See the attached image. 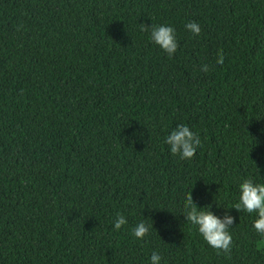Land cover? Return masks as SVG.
Instances as JSON below:
<instances>
[{
    "label": "trees",
    "instance_id": "obj_1",
    "mask_svg": "<svg viewBox=\"0 0 264 264\" xmlns=\"http://www.w3.org/2000/svg\"><path fill=\"white\" fill-rule=\"evenodd\" d=\"M146 25L174 28L173 57ZM180 124L191 159L165 143ZM249 177L264 184V0H0V264H264L257 213L231 209ZM190 192L235 218L230 255L186 222Z\"/></svg>",
    "mask_w": 264,
    "mask_h": 264
},
{
    "label": "clouds",
    "instance_id": "obj_2",
    "mask_svg": "<svg viewBox=\"0 0 264 264\" xmlns=\"http://www.w3.org/2000/svg\"><path fill=\"white\" fill-rule=\"evenodd\" d=\"M148 28H150V41L169 58L173 57L178 49L174 28L168 25H151L150 27L146 25L142 30L146 31ZM185 28L195 36L201 32L199 24L194 21L186 23ZM223 62V56L220 54L216 63L222 65ZM200 70L206 73L210 69L208 65H202ZM165 143L169 146L170 154L178 156L181 160L193 158L197 148L201 146L199 134L183 124L177 125L171 131ZM210 207L207 210L197 207L190 192L185 198L182 214L186 222L197 229L207 245L213 248L217 255L222 253L230 255L232 236L229 229L235 223V218L227 211L223 218H220L210 210ZM231 209L248 214L257 213L258 218L253 222V228L260 237L264 238V184H255L251 177L243 180L239 185L238 202ZM126 224V218L118 213L114 221V229L120 230ZM151 228H153V223L148 225L145 221H141L132 228V236L137 240H144ZM160 262L161 255L154 250L150 257V264H160Z\"/></svg>",
    "mask_w": 264,
    "mask_h": 264
}]
</instances>
